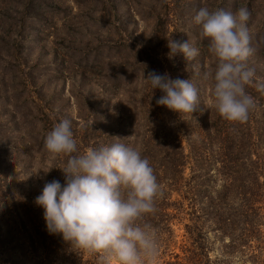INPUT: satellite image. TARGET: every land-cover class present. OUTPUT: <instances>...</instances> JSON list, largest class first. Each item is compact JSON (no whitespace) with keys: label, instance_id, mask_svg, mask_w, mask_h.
Masks as SVG:
<instances>
[{"label":"rangeland","instance_id":"1","mask_svg":"<svg viewBox=\"0 0 264 264\" xmlns=\"http://www.w3.org/2000/svg\"><path fill=\"white\" fill-rule=\"evenodd\" d=\"M201 7L222 8L233 14L247 8L250 13L247 26L254 51L246 64L254 76L246 92L254 98L255 107L246 122H238L236 127L237 137L262 140L264 93L257 90L256 82L264 81V0H0V192L5 194L11 186L12 175H17L16 183L29 192L43 186L52 175L64 184L60 168L67 157L54 158L44 143L46 134L63 119L71 121L77 154L90 148L94 136L100 145L119 142L135 147L144 115L135 102L160 90L145 83L149 72L161 70L158 59L167 66L164 74L172 79L171 72L185 76L196 85L197 110L207 113L210 123L219 118L221 126L223 118L212 114L213 81L205 79V73L215 71L216 59L194 23ZM171 39L188 41L199 50L191 66H185L191 61L183 53L169 57ZM142 61L144 65L129 77V83L120 84L128 78L127 71ZM124 92L132 101L121 117L119 101ZM210 135L221 137L214 131ZM190 167L186 164L183 169L182 182L165 191L170 201H176L173 207L187 202H181V197L190 183ZM210 169V183L218 187L221 178L215 172L216 164ZM165 176L160 175L161 183ZM177 176L181 175L173 177ZM178 211L172 231L157 234L158 255L145 264L173 260L175 253L183 255L181 246L188 235L184 224L189 221L188 215ZM193 217L198 219L200 239L208 246L209 257L222 261L225 255L209 220L203 215ZM82 251L88 258V251ZM108 263L117 264L113 258ZM11 264L40 263L16 255ZM227 264L241 261L236 257Z\"/></svg>","mask_w":264,"mask_h":264},{"label":"trees","instance_id":"2","mask_svg":"<svg viewBox=\"0 0 264 264\" xmlns=\"http://www.w3.org/2000/svg\"><path fill=\"white\" fill-rule=\"evenodd\" d=\"M138 64L127 71L128 78L120 84L129 83V77L144 65L143 61ZM158 64L161 70L157 69L156 73L163 75L167 66L160 59ZM192 64L191 61L185 66ZM171 74L173 79H187ZM121 94L119 110L123 117L132 99L126 92ZM162 95L156 90L153 95L151 92L146 97H139V104L135 102L144 114L142 134L135 142V148L149 160L160 188L164 189L155 199L157 211L146 215L143 222L150 224L157 234L170 233L177 209L188 215L189 222L184 224L188 235L181 246L183 255L175 253L173 260L161 264H227L236 257L241 264L246 261L247 264H264V137L262 140L237 137L238 122L223 118L224 123L220 126L219 118H216L217 121L210 123L207 113L200 109L191 114H179L157 105L156 100ZM212 114L220 116L216 109ZM212 131L221 137L212 138ZM94 139L90 148L100 146L98 136ZM214 163L215 172L221 178L218 187L210 183L213 180L210 165ZM186 164L191 166V179L185 185L187 189L181 202L183 199L187 202L176 208L172 206L176 201H170L165 191H171L184 180L182 173ZM176 173L181 175L177 179L173 177ZM161 174H166L162 183ZM53 179L62 180L52 175L48 182ZM17 180V175H12L9 182L12 188L8 186L5 194L0 192V264H11L16 255L24 259L29 257V260L35 258L40 264H109L102 260L101 253L88 252V258H85L82 250L64 241L60 235L50 234L43 209L35 204L44 185L29 192L21 189ZM193 215H203L209 220L222 255H225L222 261L209 257L208 246L200 239L202 229Z\"/></svg>","mask_w":264,"mask_h":264},{"label":"clouds","instance_id":"3","mask_svg":"<svg viewBox=\"0 0 264 264\" xmlns=\"http://www.w3.org/2000/svg\"><path fill=\"white\" fill-rule=\"evenodd\" d=\"M250 13L240 8L233 14L222 8L201 7L194 15L199 36L216 59L214 72L205 73L213 81L212 106L231 122H246L255 100L246 92L254 71L246 61L253 53L247 26ZM169 57L183 53L191 61L199 50L188 41L168 42ZM152 89L163 95L156 100L177 113L196 111L200 101L196 85L189 79H172L168 74L149 72L145 77ZM264 93V81L256 82ZM46 150L55 158L67 157L60 168L64 184L46 182L35 204L43 209L50 234H58L77 249L102 253V260L117 264H145L158 255L156 230L143 218L157 211L155 199L160 191L154 169L141 152L125 143L101 144L77 154L71 121L63 119L46 134ZM52 167L48 168L50 170Z\"/></svg>","mask_w":264,"mask_h":264}]
</instances>
